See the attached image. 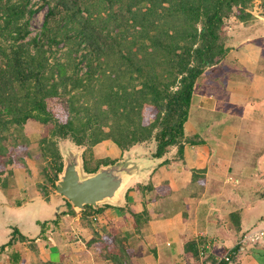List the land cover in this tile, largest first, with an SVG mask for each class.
I'll return each mask as SVG.
<instances>
[{
	"label": "trees",
	"instance_id": "trees-1",
	"mask_svg": "<svg viewBox=\"0 0 264 264\" xmlns=\"http://www.w3.org/2000/svg\"><path fill=\"white\" fill-rule=\"evenodd\" d=\"M252 5L253 0H0V178L11 175L12 167L28 170L31 160L41 177L39 189L54 191L63 167L59 145L68 140L83 147L87 173L115 162L95 156L93 147L103 141L120 152L152 143L153 158L173 146L181 154L191 141L184 125L195 82L228 53L227 20H251ZM44 6L41 27L32 35L30 19ZM28 120L43 129L35 141L25 132ZM64 199L63 213L74 214ZM101 211L86 205L81 213ZM144 215L145 210L132 213L136 225ZM101 231L94 230L86 246L111 264H126L120 232L112 225ZM12 233L9 245L23 239ZM189 244L198 256L200 245Z\"/></svg>",
	"mask_w": 264,
	"mask_h": 264
},
{
	"label": "crops",
	"instance_id": "crops-1",
	"mask_svg": "<svg viewBox=\"0 0 264 264\" xmlns=\"http://www.w3.org/2000/svg\"><path fill=\"white\" fill-rule=\"evenodd\" d=\"M240 23L241 29L252 32L258 26L264 27L262 22ZM251 31L246 35H251ZM258 40L239 37L235 48L230 46L223 60V65L236 73L235 78L229 74L226 86L229 90L219 84L216 90L207 93L203 85L211 82L206 79L203 84L197 82L195 88L202 85L201 99L197 104L199 98H194L195 106L202 105L210 112L227 105V115L234 117L208 121L201 134L194 128L192 133L186 132L187 119L184 130L191 141L184 144L181 154L173 146L163 157L153 158L150 156L152 143L149 150L144 142L132 146L129 150L133 158L153 167L129 183L117 204H103L99 207L103 211L90 216L83 215L74 206V214L63 213L67 210L64 197L55 190L45 194L39 189L38 170L34 174L31 168L13 167L11 175L3 174L0 178V264H111L97 255L94 247L86 246L94 230L102 233L101 229L110 225L124 238L126 264H209L214 254L231 248L235 254L227 264H264V243L242 241L245 233L253 228L248 224V208L240 207L242 173L247 169L260 173L264 168L261 159L264 157V118L246 119L243 113L237 116V111L244 112L246 107L264 109V64L259 66ZM251 51L256 53L250 55ZM215 70L208 68L202 75ZM144 147L146 151L139 152ZM119 154L122 156L124 152ZM234 157L240 159L233 162ZM248 161L252 163L249 165ZM28 175L34 177L30 183ZM20 176L23 182L27 181L26 187H19L17 177ZM148 184L152 189L140 188ZM142 210L145 215L139 216L136 225L132 213ZM54 219L57 222L53 224ZM261 219L262 225L264 217ZM44 222H49L46 230ZM14 229L23 239L9 245ZM191 241L196 242L197 248L201 243H208L211 250L205 257L194 256L189 248Z\"/></svg>",
	"mask_w": 264,
	"mask_h": 264
},
{
	"label": "rangeland",
	"instance_id": "rangeland-1",
	"mask_svg": "<svg viewBox=\"0 0 264 264\" xmlns=\"http://www.w3.org/2000/svg\"><path fill=\"white\" fill-rule=\"evenodd\" d=\"M35 2L39 1V0H33ZM47 7L44 6L40 11L36 12L32 18L30 19V30H31V34H36L38 33L41 24L43 22V18H44V13L46 12ZM253 18L251 20L246 21V23L252 24V23H258V22H262L263 26H264V9L261 6L260 0H253V5L252 7L249 9ZM251 22V23H250ZM253 26V25H251ZM249 26V27H251ZM242 28V24L240 23L239 20H237L235 17H230L227 20V25H226V34H227V44L229 46H231V48H235V46L237 45V43L239 41H237V39L239 37H250L251 40H256V38H259L258 41H256V44L260 43V47H261V51L258 53L260 54L259 56V66L264 64V27H256L253 29V32L251 31V29H241ZM251 31V35H246L247 33H249ZM253 43V42H252ZM251 43V44H252ZM255 43H253L252 45H254ZM252 52V51H251ZM256 52H252L249 53L250 55L255 54ZM240 54V53H238ZM232 56V55H231ZM223 60L224 58L217 64L215 65L216 67L213 68H209V70H215L213 71L211 74H201L195 83V87L194 90L197 86V82H204V80L206 79L207 81L211 82V85H207L204 86L203 88L207 89V93H212L211 90L213 89H217L216 86H218L219 84H221L222 88H227L226 86L228 85V81L229 79V74L233 75L231 77L235 78L236 73H233V70L231 68H229L228 66L223 65ZM222 62V63H221ZM250 63V62H249ZM260 69V68H258ZM200 82V83H201ZM243 87V86H241ZM201 89H202V85H199L197 87V89L195 90L193 97L191 99V107L189 110V116H188V121L189 124L187 126H185L186 132L188 133H192L193 130L195 129L196 131L199 132V134L202 133L205 123H207L208 121H211L215 118H225V117H234L233 114L231 115H227L229 113L228 106L224 105L223 107H217L216 109L211 110L210 112H206V110H204L202 105H196L194 104V98L196 97L198 99H196L197 104H199V100L201 99ZM228 89V88H227ZM229 90V89H228ZM206 93V92H205ZM233 103V102H232ZM202 104V103H200ZM205 104V103H203ZM220 104V103H218ZM221 104H227V103H221ZM236 104V103H234ZM264 107V104H263ZM223 108V109H222ZM262 107H246L243 110L239 109L237 111V116H241V114L243 113L244 115H246V119H254V118H264V109H261ZM207 121H206V118ZM232 117V118H233ZM228 119V118H227ZM194 128V129H193ZM42 127L41 125H39L37 122L32 121V120H28L26 125H25V132L27 134V136L30 138L31 141H35L39 138V136L42 133ZM67 142V141H66ZM65 143V142H64ZM145 145H147L148 150L150 149V144L149 142L146 143ZM78 148V147H76ZM146 149L144 148H139V152H145ZM93 152L95 154V156L97 157H101V158H106V157H111V158H117V157H123L124 155H120L119 151L117 150V147L111 143V142H102L101 144L93 147ZM237 156V155H236ZM120 158V159H121ZM234 161L236 159H240L239 157H234ZM262 159V165L264 166V157H261ZM244 163L246 162L243 161ZM247 163H249V165L252 163L251 161H248ZM28 165L29 168H31L34 172V174H36L35 172H37V168L34 165V162L31 160H28ZM13 168V167H12ZM251 168V167H250ZM235 169L232 168V171H234ZM234 173V172H233ZM230 175H232V173H230ZM255 176L254 179L251 178V176ZM3 176V175H1ZM26 176V175H25ZM28 182L30 183L32 181V179L34 178L33 175H28ZM21 177V178H20ZM17 177V180L20 182L19 187L23 188L26 187L27 185V181L23 182L22 180V176ZM41 178V177H40ZM33 183V182H32ZM241 198L240 201L242 202V205L240 207H242L243 210L248 208V213H249V220H248V224L250 226H252V228H256L259 227L261 225V216L264 217V168L263 170L259 173L257 172L255 169L251 172L247 170H245L242 175H241ZM225 198L226 195H225ZM256 245V244H255Z\"/></svg>",
	"mask_w": 264,
	"mask_h": 264
},
{
	"label": "water",
	"instance_id": "water-1",
	"mask_svg": "<svg viewBox=\"0 0 264 264\" xmlns=\"http://www.w3.org/2000/svg\"><path fill=\"white\" fill-rule=\"evenodd\" d=\"M59 149L63 167L54 182L55 191L76 210H83L86 205L98 209L103 204H117L129 183L140 179L153 167L151 163L133 158L132 151L126 150L121 159L87 173L82 166L83 147L68 140L60 143Z\"/></svg>",
	"mask_w": 264,
	"mask_h": 264
},
{
	"label": "built area",
	"instance_id": "built-area-1",
	"mask_svg": "<svg viewBox=\"0 0 264 264\" xmlns=\"http://www.w3.org/2000/svg\"><path fill=\"white\" fill-rule=\"evenodd\" d=\"M242 241L248 242L251 244H263L264 243V223L256 228H253L245 233L243 236ZM199 256L205 257L207 256V253L211 250L210 244L204 243L201 244L199 247ZM235 254L234 249H227L223 252H221L219 255H215L212 258V262L209 264H220L222 262H230L232 256Z\"/></svg>",
	"mask_w": 264,
	"mask_h": 264
}]
</instances>
